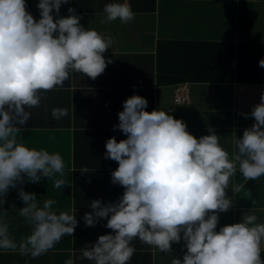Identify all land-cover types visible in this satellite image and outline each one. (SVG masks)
<instances>
[{"label": "clouds", "instance_id": "1", "mask_svg": "<svg viewBox=\"0 0 264 264\" xmlns=\"http://www.w3.org/2000/svg\"><path fill=\"white\" fill-rule=\"evenodd\" d=\"M68 0H38L39 18L27 10V0H0V251L38 257L78 224L76 208L57 211L54 199L38 201L35 192L22 187L42 178L63 177L65 162L59 152L29 147L20 133L31 117L28 110L39 105L45 91L61 87L72 72L95 79L103 73L111 36L80 23ZM135 16L129 0H108L102 22L127 23ZM264 67V58L259 61ZM118 112L119 129L126 138L105 141V157L118 162L111 182L123 186L115 201L92 199L90 212L81 217L86 226L106 220L110 232L99 235L80 249L91 264H128L136 251L132 241L162 253L183 242L182 258L171 264H264V220L250 209L238 222L219 227V213L234 200L227 193L239 192L241 184L229 187L237 173L246 182L264 177V92L250 113L251 126L233 137L230 153L211 127L196 137L186 123L161 109L147 111V99L128 96ZM52 118L68 115L54 107ZM19 137V138H18ZM62 178L53 182L60 189ZM10 189L23 202L19 215L31 226L16 239L9 231L3 208ZM64 264H74L70 256Z\"/></svg>", "mask_w": 264, "mask_h": 264}, {"label": "crops", "instance_id": "2", "mask_svg": "<svg viewBox=\"0 0 264 264\" xmlns=\"http://www.w3.org/2000/svg\"><path fill=\"white\" fill-rule=\"evenodd\" d=\"M107 2L68 0L67 5H61L60 15H67V7L71 5L80 14L83 26L111 36L110 49L103 54L106 67L95 79L72 72L61 87L45 91L39 105L28 109L31 117L20 133L27 146L59 152L65 162L63 177L56 174L39 182L25 181L22 187L25 191L35 192L40 202L54 199L53 208L57 211L76 208L78 224L72 236L63 237L38 257L0 251V264H64L70 256L74 264H91L80 256V249L111 229L104 227L106 220L95 226H86L81 217L91 211L92 199L115 201L123 192V186L111 182L110 174L118 162L106 158L104 153L107 138L115 136L117 141L126 138V134L114 129L113 125L118 124V112L128 96L134 93L144 96L148 101L147 111L159 108L171 113L174 118L182 119L187 130L196 137L208 134L211 127L230 153L233 151V137H239L244 128L254 122V117H245L241 113H250L264 92V67L258 63L264 54H259L257 47L254 52L242 50L238 53L236 45L264 44V0H129L135 16L127 23L119 20L102 22L103 6ZM37 3L38 0H27V10L34 19L39 18ZM161 41L200 43L197 47L206 53L219 46L216 52L220 53L219 63L222 65L218 72H211L213 74L204 80L191 81L186 77L179 82L187 84L189 94L188 100L177 105L172 101V89L179 83L170 82L172 77L165 80L158 76ZM229 43L235 45L227 65L233 75L231 81H226V65L221 61L225 62V55L230 51L226 45ZM239 71H246L244 75L247 74L251 82L237 80ZM173 72L180 71L166 70L168 76H175ZM238 105L243 108L235 109ZM54 107L66 108L68 115L53 119L51 110ZM57 178L66 183L60 189L53 187ZM233 184L242 187L239 192L228 190L234 204L226 212L219 213L217 227L238 222L241 213L250 209L264 220V177L245 182L237 173L230 179L229 187ZM23 206L16 189H10L3 208L7 211L5 219L9 231L16 239L27 235L31 228L19 215L18 208ZM132 243L136 251L128 264H171L174 256L182 258V241L173 244V251L167 253L138 239Z\"/></svg>", "mask_w": 264, "mask_h": 264}, {"label": "trees", "instance_id": "3", "mask_svg": "<svg viewBox=\"0 0 264 264\" xmlns=\"http://www.w3.org/2000/svg\"><path fill=\"white\" fill-rule=\"evenodd\" d=\"M178 43V44H177ZM200 45V43H190L188 41H161L159 43V54H158V76L159 77H164L166 80L168 77H172L170 82L179 83L183 81L186 77L190 78L191 81H196V80H204L208 76H210L211 72H218V68H220V65L222 63H219V57L220 53L216 50L218 49L219 46H215L211 49H209L208 53L203 48L197 47ZM229 47H227V50H230L228 54L225 55V62H223L226 65V70L224 72L225 80L231 81V75L233 73L231 70H228L229 65V58H232L233 54L232 51L234 49L235 45H232V43L226 44ZM194 47H197L196 50H193ZM217 47V48H216ZM238 47L239 51H245V50H252L253 52L255 51V47H257L260 51L259 54H264V44H248V43H239L236 45ZM224 52V51H221ZM212 56V62L209 60V58ZM214 58V59H213ZM170 60L172 61L170 64ZM169 64H165V63ZM161 63H164V65H168V67L162 66ZM241 64V62H240ZM174 65V66H172ZM214 65V66H213ZM206 67L208 70V73H206ZM166 70L168 71H180V72H173L175 76L173 75H167ZM246 72V71H244ZM244 72L239 71L237 73V80L241 82H251V79L244 75ZM222 76V75H221ZM217 80V79H216ZM237 108H243L240 107L239 105L236 106L235 109ZM239 110V109H238ZM77 144L74 143L73 145ZM73 152H76L73 150ZM80 156H83L80 154ZM79 166H82L81 161L79 160L78 162ZM87 178L85 179V181ZM101 180H99L100 182Z\"/></svg>", "mask_w": 264, "mask_h": 264}, {"label": "built area", "instance_id": "4", "mask_svg": "<svg viewBox=\"0 0 264 264\" xmlns=\"http://www.w3.org/2000/svg\"><path fill=\"white\" fill-rule=\"evenodd\" d=\"M186 83H179L173 86L172 89V100L173 102H185L188 99V88L185 86ZM182 96V97H181Z\"/></svg>", "mask_w": 264, "mask_h": 264}, {"label": "rangeland", "instance_id": "5", "mask_svg": "<svg viewBox=\"0 0 264 264\" xmlns=\"http://www.w3.org/2000/svg\"><path fill=\"white\" fill-rule=\"evenodd\" d=\"M185 86H187V84L185 85ZM182 97V96H181ZM188 100V99H187ZM173 101V100H172ZM175 105H177V104H179V103H181V102H173Z\"/></svg>", "mask_w": 264, "mask_h": 264}]
</instances>
